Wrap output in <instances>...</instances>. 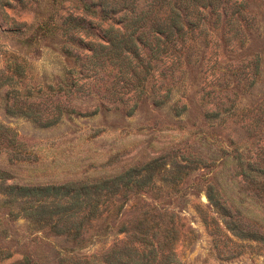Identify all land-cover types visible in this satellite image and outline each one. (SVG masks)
<instances>
[{"label": "rangeland", "instance_id": "1", "mask_svg": "<svg viewBox=\"0 0 264 264\" xmlns=\"http://www.w3.org/2000/svg\"><path fill=\"white\" fill-rule=\"evenodd\" d=\"M144 256L264 264V0H0V264Z\"/></svg>", "mask_w": 264, "mask_h": 264}, {"label": "trees", "instance_id": "2", "mask_svg": "<svg viewBox=\"0 0 264 264\" xmlns=\"http://www.w3.org/2000/svg\"><path fill=\"white\" fill-rule=\"evenodd\" d=\"M174 28V26H173ZM52 190V189H51ZM44 193H50V189H48V191H45ZM209 200L210 202H213V199L211 198V196H209ZM216 209H219L218 207ZM150 263V260L148 259L147 256H144V259H142V262L138 263V264H149Z\"/></svg>", "mask_w": 264, "mask_h": 264}]
</instances>
